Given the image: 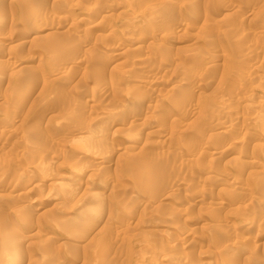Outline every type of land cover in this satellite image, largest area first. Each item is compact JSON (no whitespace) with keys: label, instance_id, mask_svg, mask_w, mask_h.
Wrapping results in <instances>:
<instances>
[{"label":"rangeland","instance_id":"obj_1","mask_svg":"<svg viewBox=\"0 0 264 264\" xmlns=\"http://www.w3.org/2000/svg\"><path fill=\"white\" fill-rule=\"evenodd\" d=\"M0 234V264H264V0H0Z\"/></svg>","mask_w":264,"mask_h":264},{"label":"bare ground","instance_id":"obj_2","mask_svg":"<svg viewBox=\"0 0 264 264\" xmlns=\"http://www.w3.org/2000/svg\"><path fill=\"white\" fill-rule=\"evenodd\" d=\"M28 4H29V3H28ZM22 5H23V4H22ZM23 9H24V8H23ZM177 26H178V25H177ZM32 27H33V26H32ZM176 28H177V27H176ZM25 33H26V32H25ZM27 34H28V33H27ZM161 61H162V60H161ZM167 70H168V69H167ZM164 71H165V70H164ZM91 101H92V100H91ZM167 114H168V113H167ZM66 115H67V114H66ZM6 121H7V120H6ZM81 145H82V144H81ZM150 175H151V174H150ZM63 200H64V199H63ZM38 210H39V209H38ZM40 210H41V209H40ZM85 210H86V209H85ZM73 224H74V223H73ZM77 225H78V224H77ZM80 227H81V226H80ZM61 232H62V231H61ZM26 233H27V232H26ZM0 235H1V234H0ZM49 237H50V236H49ZM235 238H236V237H235ZM2 241H3V240H2ZM3 242H4V241H3ZM4 246H5V245H4ZM3 249L5 250L6 247H4ZM12 249H13V248H12ZM7 250H8V249H7ZM0 251H1V250H0ZM10 252H11V251H10ZM8 256H9V257H8ZM8 256H7V258H8V261H9V260L11 259V258H10L11 254H9ZM43 256H44V255H43ZM9 263H10V262H9Z\"/></svg>","mask_w":264,"mask_h":264}]
</instances>
